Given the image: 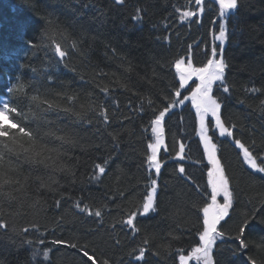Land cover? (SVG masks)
I'll use <instances>...</instances> for the list:
<instances>
[{
	"label": "trees",
	"instance_id": "trees-1",
	"mask_svg": "<svg viewBox=\"0 0 264 264\" xmlns=\"http://www.w3.org/2000/svg\"><path fill=\"white\" fill-rule=\"evenodd\" d=\"M197 7L195 0H0V86L11 81L8 100L45 140L37 160L11 154L5 162L27 194L11 204L0 201V218L8 223L0 230V264H82L72 244L102 251L111 264H130V253L145 239L143 264H178V256L198 243L200 208L211 191L195 113L177 104L164 121L171 153L180 142L187 146V176L176 160L158 158L165 160L158 176L149 170L150 121L179 88L175 59L191 53L195 64L206 63L213 47L219 51L216 32L225 23L230 91L223 93L217 82L213 94L223 98L221 118L236 125L235 138L246 146L255 142L256 153L264 155V0H238L227 20L215 0H204L202 13L180 20ZM54 42L67 52L63 59ZM212 131L234 191L230 218L221 222L226 235L213 247L214 264H244L251 253L235 237L248 221L245 240L252 251L264 239V174L248 168L232 138ZM151 178L159 185L156 210L138 216L139 231L132 233L120 221L142 205ZM77 204L103 215L81 213Z\"/></svg>",
	"mask_w": 264,
	"mask_h": 264
},
{
	"label": "snow or ice",
	"instance_id": "snow-or-ice-1",
	"mask_svg": "<svg viewBox=\"0 0 264 264\" xmlns=\"http://www.w3.org/2000/svg\"><path fill=\"white\" fill-rule=\"evenodd\" d=\"M124 0H116L117 4L123 3ZM204 0H195L197 9L195 11L185 10L180 15V20L189 19L204 11ZM215 3L219 6V15L222 19H227L229 14L238 8V0H215ZM180 11V9H177ZM133 19H139V16ZM219 41V51L216 47H213L211 56L207 59V62L202 66L197 67L194 65L191 53L187 57V63H185V57L175 59L174 67L179 78V88L174 93V99L171 103L165 105L162 110L158 111V114H154V118L151 119V132L154 137V142L147 145L149 154L147 155V164L149 170L154 169L157 176L161 170V162L158 159V153L164 146V121L166 117L174 110L177 104L183 105L185 101H191V106L195 110V118L197 123L196 132L200 138V143L203 148L204 158L207 160V164L210 165L207 170V184L210 188V202H205L204 206L200 208L202 213V224L197 230L198 243L191 248V251L187 255L180 254L178 256V264H189L190 260H195L197 264H214L213 259V247L218 239H223L226 235L221 231V222L227 223V219L230 218V210L233 208L234 191L230 187V178L225 172V169L221 163V160L217 155V145L213 142L212 137L209 135V127L206 123V118L212 117L215 121V129L219 130L220 137L232 138L235 147L241 152L243 162L255 173L264 174V155H258L256 153L255 142L246 146L241 139L235 138L234 130L236 125L226 126L225 122L221 118V108L223 103L222 97H217L213 94L214 84L219 82V86L222 87L223 93H229L230 89L225 83V71L227 63L224 59V48L227 39V31L225 23L220 24L219 34L215 37ZM33 46V42L29 41V47ZM55 49V55L63 59L67 52L62 50L60 43L53 44ZM195 78L198 83L194 89H192L189 96L181 97V89H184L188 85L189 81ZM14 85L11 81L4 83L0 86V96L5 99L0 101V201L6 203H14L19 194H27L25 185L20 181L18 177L13 175V171L5 167V162L11 159V154L17 156L23 155L27 160H37L42 152L45 150L42 144L45 143L43 137L38 132H34L30 129L29 125L22 117L24 113L8 100V96L12 93ZM23 90V89H21ZM107 93L108 89H102ZM33 101L38 100L37 96L31 98ZM72 97H68V100H72ZM42 104L48 106L49 109L53 107L48 100L41 101ZM264 104V101L261 102ZM104 118V123L109 122L106 109L101 107L100 113ZM27 138V139H25ZM59 140H64V137H58ZM167 149L165 148V151ZM186 146L183 142L179 143L178 151L176 152V158L180 161L185 159ZM105 164L108 162L105 161ZM199 163V161H197ZM99 173L105 172V167L100 164L96 165ZM179 172L182 175L187 176L184 166H179ZM96 178V177H94ZM191 179V177H188ZM158 180L155 178L150 179V186L147 188L146 195L143 196L142 205H138L135 211H130L126 214L120 223L123 227H126L130 232L137 233L139 229L136 226V220L138 216H146L150 212H155L157 206L158 197ZM124 194L121 193V196ZM223 197V203L218 202V197ZM38 203V202H37ZM60 202L57 201V206ZM79 212H86L89 216H95L97 218L102 217L103 212L100 209L91 211L88 206L80 207L76 205ZM32 227H35L33 225ZM251 227L248 221L244 222L239 228V232L235 239L239 241V248L243 250H249L251 253L244 264H264V239L260 241V245L256 251H252L251 246L245 240L246 228ZM8 223L5 219L0 218V230L6 231ZM23 232H28L29 228H24ZM43 243V241H40ZM53 243H66L63 241H53ZM114 246H119L120 241L116 239ZM149 241L145 239L142 241L141 246L138 249H133L130 253V264H143L145 261V255L147 252V245ZM74 249H78V253L81 256L82 264H111V259L104 255L102 251L98 253L96 249H90L87 244L78 246L76 244L69 245ZM181 252L183 250H180ZM156 253H154L155 255ZM49 253L45 251L44 256L47 257Z\"/></svg>",
	"mask_w": 264,
	"mask_h": 264
},
{
	"label": "rangeland",
	"instance_id": "rangeland-1",
	"mask_svg": "<svg viewBox=\"0 0 264 264\" xmlns=\"http://www.w3.org/2000/svg\"><path fill=\"white\" fill-rule=\"evenodd\" d=\"M219 30H217V32H216V35H218L219 34V32H218ZM188 57V56H187ZM187 57H185V63H187ZM194 63V62H193ZM194 65L195 66H197V67H200V66H202V65H197V64H195L194 63ZM178 75V74H177ZM196 83H198V81H196L195 80V78H193L192 80H190L189 81V83H188V85H186L185 86V88L184 89H181V91H182V95H181V99H183V97L184 96H189L190 94H191V91H192V89H194L195 88V86H196ZM187 102L189 103L188 105H190L191 106V101H185V103L187 104ZM185 103H184V105H185ZM192 107V106H191ZM206 123L208 124L209 122H213V124L214 125H212L211 124V126H209L208 125V127H209V135L212 137V136H214L215 135V132H213L212 130H213V128L215 127V121H214V119L212 118V117H208V118H206ZM217 130V132L219 133V130L218 129H216ZM198 136V135H197ZM199 137V136H198ZM199 140H200V138H199ZM167 147H168V145H167ZM211 191V190H210ZM218 198H223L222 196H220V197H218ZM191 251V250H190ZM189 251V252H190ZM184 255H187L188 253H183ZM196 262L195 260H190L189 261V263L190 262ZM197 263V262H196Z\"/></svg>",
	"mask_w": 264,
	"mask_h": 264
},
{
	"label": "bare ground",
	"instance_id": "bare-ground-1",
	"mask_svg": "<svg viewBox=\"0 0 264 264\" xmlns=\"http://www.w3.org/2000/svg\"><path fill=\"white\" fill-rule=\"evenodd\" d=\"M227 20V19H226Z\"/></svg>",
	"mask_w": 264,
	"mask_h": 264
}]
</instances>
